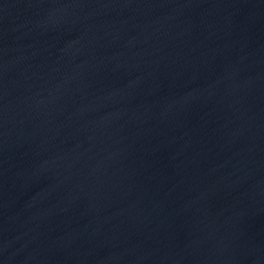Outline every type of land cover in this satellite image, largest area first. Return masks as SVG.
<instances>
[{"label": "water", "instance_id": "obj_1", "mask_svg": "<svg viewBox=\"0 0 264 264\" xmlns=\"http://www.w3.org/2000/svg\"><path fill=\"white\" fill-rule=\"evenodd\" d=\"M0 264H264V0H0Z\"/></svg>", "mask_w": 264, "mask_h": 264}]
</instances>
